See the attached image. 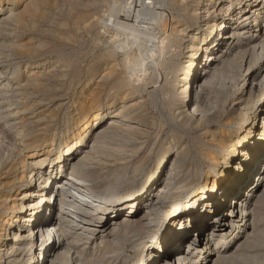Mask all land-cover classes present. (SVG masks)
Returning <instances> with one entry per match:
<instances>
[{"label":"bare ground","instance_id":"bare-ground-1","mask_svg":"<svg viewBox=\"0 0 264 264\" xmlns=\"http://www.w3.org/2000/svg\"><path fill=\"white\" fill-rule=\"evenodd\" d=\"M212 1L201 4L204 19L211 14ZM10 6L0 0V15L9 13L12 19ZM222 6L219 19L207 21L206 32L199 27L186 35L188 68L179 84L190 100L183 108L198 122L211 118L200 135L196 162L187 166L186 158H174L159 178L149 182L121 177L116 185H102L99 192L105 196L100 199L105 205L95 206L98 187L89 185L92 177L86 167L91 154L100 149L107 124L130 119L124 114L135 109L126 103L129 94L123 95L119 113L107 112L111 103L108 110L100 109L88 120L91 125L85 121L79 140L65 142L64 149H70L64 153H53L55 139L24 145L27 152L19 153L20 162L15 158L8 165L0 158V211L6 214L0 219V264H87L84 249L77 245L92 243L96 232L103 246L132 230L137 237L129 242L136 252L133 264H228L242 258L241 252L251 242L260 243L256 231L257 205L264 203V0H227ZM179 32L185 35L184 30ZM249 50L258 63L253 62L255 58L238 62ZM223 80L230 81L232 93L214 96L219 88L215 84L221 86ZM122 89L118 87L117 92L121 94ZM221 110L228 116L219 122ZM94 129L99 135L88 145L85 138ZM23 134H18L22 143ZM52 184L57 190H50ZM72 185L77 187L76 194L63 192ZM234 200H239L235 211ZM53 209L57 212L52 218ZM15 212L18 216L13 220ZM208 226L214 227L212 235L218 228L212 244L210 235L202 239ZM74 229L78 230L75 237ZM13 231L10 243H4Z\"/></svg>","mask_w":264,"mask_h":264},{"label":"rangeland","instance_id":"rangeland-1","mask_svg":"<svg viewBox=\"0 0 264 264\" xmlns=\"http://www.w3.org/2000/svg\"><path fill=\"white\" fill-rule=\"evenodd\" d=\"M3 1L11 4L10 13L14 11L12 19H8L9 13L0 15V158L8 165L15 158L20 162L19 153L27 152L24 145L45 139H55L53 153H64L70 149H64L65 142L79 140L84 122L88 123L97 111L105 112L112 103L114 106L107 112L113 116L119 113L125 94L130 95L126 103L135 107L124 113L130 119L107 124L100 149L91 154L86 167L93 180L89 185L98 187L95 206L105 205L100 199L105 196L99 192L102 185H116L121 177L149 182L159 178L174 158H186L187 166L196 162L201 136L211 118L198 122L197 116L183 108L184 102L190 100L179 84L188 68L187 36L199 27V31L206 32L207 21L219 19L227 0L212 1L211 14L205 19L201 9L204 0ZM181 29L185 35L180 34ZM252 56L253 51L249 50L246 60L243 57L238 62H246ZM91 78L93 82L89 84ZM223 81L221 86L215 84L219 88L214 96L232 93L230 81ZM41 84L43 90L38 88ZM118 87L123 88L121 94ZM218 114L219 122L228 116L226 110ZM19 133H24L23 143ZM95 135L99 133L94 129L85 138L88 145ZM69 188L63 192L77 193L76 186ZM52 189L57 186L52 184ZM239 200H234L233 211L239 208ZM257 211L260 243L251 242L241 252L242 258L228 264H264V203L257 205ZM56 212L53 209L52 218ZM5 215L0 211V219L4 220ZM11 215L17 219V212ZM71 219L79 221L73 216ZM213 228L208 226L202 233L203 240L208 235L214 238L211 244L218 237V228L211 235ZM130 231L103 246L96 232L92 243L83 247L84 242H80L77 249H84L87 264H133L136 252L129 245L137 237ZM75 232L78 230L74 229L73 237L78 235ZM109 232L110 228L106 233ZM13 234L14 231L9 232L3 242L10 243Z\"/></svg>","mask_w":264,"mask_h":264},{"label":"built area","instance_id":"built-area-1","mask_svg":"<svg viewBox=\"0 0 264 264\" xmlns=\"http://www.w3.org/2000/svg\"><path fill=\"white\" fill-rule=\"evenodd\" d=\"M41 243V242H40ZM42 244V243H41Z\"/></svg>","mask_w":264,"mask_h":264}]
</instances>
